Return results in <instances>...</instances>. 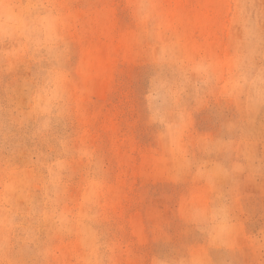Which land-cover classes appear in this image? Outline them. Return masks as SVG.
I'll use <instances>...</instances> for the list:
<instances>
[{
	"label": "rangeland",
	"instance_id": "obj_1",
	"mask_svg": "<svg viewBox=\"0 0 264 264\" xmlns=\"http://www.w3.org/2000/svg\"><path fill=\"white\" fill-rule=\"evenodd\" d=\"M0 264H264V0H0Z\"/></svg>",
	"mask_w": 264,
	"mask_h": 264
}]
</instances>
